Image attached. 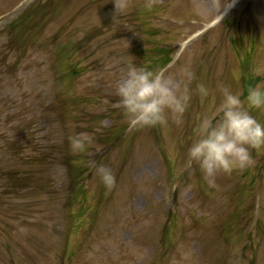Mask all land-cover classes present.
<instances>
[{
  "label": "rangeland",
  "instance_id": "obj_1",
  "mask_svg": "<svg viewBox=\"0 0 264 264\" xmlns=\"http://www.w3.org/2000/svg\"><path fill=\"white\" fill-rule=\"evenodd\" d=\"M118 2L0 0V264H264V145L211 185L187 156L225 86L264 123V0ZM140 65L187 83L179 122L129 125Z\"/></svg>",
  "mask_w": 264,
  "mask_h": 264
},
{
  "label": "clouds",
  "instance_id": "obj_2",
  "mask_svg": "<svg viewBox=\"0 0 264 264\" xmlns=\"http://www.w3.org/2000/svg\"><path fill=\"white\" fill-rule=\"evenodd\" d=\"M114 14L123 6L114 0ZM188 80L191 73H185ZM206 94L207 89H202ZM119 97L117 105L133 127H143L164 122L171 115L177 122L189 99L188 85L183 86L171 74L140 65L129 70L127 76L116 85ZM221 100L217 117L204 119L196 137L187 147L190 162L198 165L204 180L214 183L217 173H230L251 163L250 148L264 145V123L257 120L245 106L238 93L230 87L220 89ZM247 104L264 106V85L256 84L248 89ZM92 137L78 133L69 137L73 152H85ZM95 173L108 188L114 183V174L105 164H96Z\"/></svg>",
  "mask_w": 264,
  "mask_h": 264
},
{
  "label": "trees",
  "instance_id": "obj_3",
  "mask_svg": "<svg viewBox=\"0 0 264 264\" xmlns=\"http://www.w3.org/2000/svg\"><path fill=\"white\" fill-rule=\"evenodd\" d=\"M161 48L163 50V53L160 56V58L162 59V61L160 63V67H162L166 62H168V60H169L168 56L170 55V53L167 51L166 48H164V47H161ZM155 65H156V63H155Z\"/></svg>",
  "mask_w": 264,
  "mask_h": 264
},
{
  "label": "bare ground",
  "instance_id": "obj_4",
  "mask_svg": "<svg viewBox=\"0 0 264 264\" xmlns=\"http://www.w3.org/2000/svg\"><path fill=\"white\" fill-rule=\"evenodd\" d=\"M231 5H229L227 8H229ZM225 12H223L221 15H219L218 18H220Z\"/></svg>",
  "mask_w": 264,
  "mask_h": 264
}]
</instances>
